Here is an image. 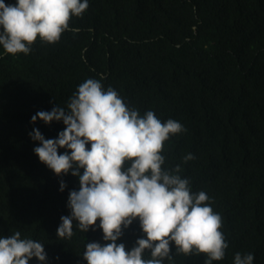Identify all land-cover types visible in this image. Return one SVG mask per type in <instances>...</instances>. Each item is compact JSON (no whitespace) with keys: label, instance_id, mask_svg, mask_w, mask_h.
Returning a JSON list of instances; mask_svg holds the SVG:
<instances>
[{"label":"trees","instance_id":"trees-1","mask_svg":"<svg viewBox=\"0 0 264 264\" xmlns=\"http://www.w3.org/2000/svg\"><path fill=\"white\" fill-rule=\"evenodd\" d=\"M69 25L79 31L37 41L27 55H0V235L19 230L43 242L46 264H86L85 244L103 242L98 227L83 233L75 222L70 239L57 238L78 178L40 162L28 135L35 127L56 138L62 122L31 117L102 76L141 114L152 110L186 128L165 142V165L179 164L224 218L229 248L214 264H232L236 252L264 264V0H89ZM188 153L194 159L184 162ZM140 236L134 220L117 243L131 248ZM204 260L177 254L171 264Z\"/></svg>","mask_w":264,"mask_h":264},{"label":"clouds","instance_id":"clouds-1","mask_svg":"<svg viewBox=\"0 0 264 264\" xmlns=\"http://www.w3.org/2000/svg\"><path fill=\"white\" fill-rule=\"evenodd\" d=\"M88 7L89 0H0V55H27L37 41L54 44L66 31H79L69 21ZM102 81V76L86 78L64 106L37 111L30 120L63 123L56 138L46 139L35 127L28 135L38 142L33 153L40 162L56 175L78 178L57 238L70 239L74 222L83 233L98 227L103 242L85 244L86 264H171L177 254H203L204 264L222 261L229 248L222 214L205 191H193L179 164L165 165V142L186 128L171 118L162 121L152 110L141 114ZM191 159V153L183 157L184 162ZM65 188L61 181L59 191ZM134 220L142 236L128 248L117 241ZM32 258L46 264L43 242L22 237L19 230L0 235V264H29ZM254 261V253L236 252L232 264Z\"/></svg>","mask_w":264,"mask_h":264}]
</instances>
